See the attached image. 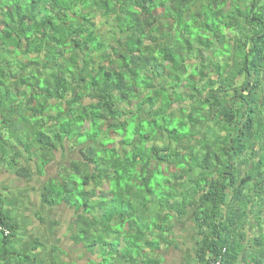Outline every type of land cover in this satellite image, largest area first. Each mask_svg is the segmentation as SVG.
<instances>
[{"label":"trees","instance_id":"16d2710c","mask_svg":"<svg viewBox=\"0 0 264 264\" xmlns=\"http://www.w3.org/2000/svg\"><path fill=\"white\" fill-rule=\"evenodd\" d=\"M0 147L91 264H264V0H0Z\"/></svg>","mask_w":264,"mask_h":264},{"label":"crops","instance_id":"0c3cea01","mask_svg":"<svg viewBox=\"0 0 264 264\" xmlns=\"http://www.w3.org/2000/svg\"><path fill=\"white\" fill-rule=\"evenodd\" d=\"M27 156L25 154L22 158L30 168L27 179L18 176L15 170L0 165V211L15 230L10 241L0 235V260L6 252H10L16 257H26L27 261H35V264H54V247H62L69 254L73 248L68 231L74 214L69 218L62 217L61 207L45 203L44 191L49 178H44L48 170L47 174L40 176L34 161H29ZM65 237L68 238L66 244H61ZM197 241L198 238L191 233L180 234L179 249L168 252L163 264H196ZM186 250L187 253L184 252Z\"/></svg>","mask_w":264,"mask_h":264},{"label":"rangeland","instance_id":"374dc122","mask_svg":"<svg viewBox=\"0 0 264 264\" xmlns=\"http://www.w3.org/2000/svg\"><path fill=\"white\" fill-rule=\"evenodd\" d=\"M106 26H107V24H106ZM110 28V24L107 26V28ZM222 29H223V32L225 31L226 32V29H225V27L223 26L222 27ZM206 35V34H205ZM105 39H107L106 37H105ZM195 45V44H194ZM196 47H198L197 45H195ZM225 49H226V51H229V46L228 45H225ZM225 49H220L218 52H219V58H222V56H224L223 55V53L221 54V52H224L225 51ZM196 50H198L197 48H196ZM225 53V52H224ZM228 53V52H227ZM226 54V53H225ZM193 57V56H192ZM193 62V61H192ZM222 63H223V61H221ZM191 64V63H190ZM75 154H68V157L70 158V157H76V156H79V154H78V152L77 151H75L74 152ZM62 151L60 150V152H58L57 153V161L51 166V167H48V175H47V177H45L44 179L45 180H47V178H49V177H54V176H56L57 175V172H58V170H59V166L60 165H58V163L60 164V162H62L63 161V159H62ZM61 168V167H60ZM59 207H61V212H60V214L62 215V217H66V218H69L71 215H73L75 212L74 211H69V210H66V208H64V207H62V206H59ZM63 221V220H62ZM68 221V220H67ZM64 223H66V221L64 220ZM75 228H77V227H75ZM74 229V228H73ZM62 237H63V234H62ZM68 238L67 237H65V240H62L61 241V244H66V240H67ZM74 241H73V243H72V250H70L69 252H70V254L65 250V249H61L60 250V252H61V255L60 256H63L62 257V259H60L59 261H58V263L59 264H62V263H66V264H91V258L90 257H92L91 255H90V257H89V255L88 256H86L85 255V252H84V249L82 248V247H77V250H75V252H74V248H76L75 247V245H74ZM58 257H59V255H57ZM90 258V259H89ZM92 258H94V259H96V257H92ZM64 261V262H63ZM68 261H69V263H68Z\"/></svg>","mask_w":264,"mask_h":264},{"label":"built area","instance_id":"2783aa9c","mask_svg":"<svg viewBox=\"0 0 264 264\" xmlns=\"http://www.w3.org/2000/svg\"><path fill=\"white\" fill-rule=\"evenodd\" d=\"M0 234L5 238L10 239L13 235V229L10 228L5 222L0 220ZM211 264H221V261L212 262Z\"/></svg>","mask_w":264,"mask_h":264},{"label":"clouds","instance_id":"9594fccd","mask_svg":"<svg viewBox=\"0 0 264 264\" xmlns=\"http://www.w3.org/2000/svg\"><path fill=\"white\" fill-rule=\"evenodd\" d=\"M20 148L23 150V147H21L20 146ZM7 150H9V149H4V148H2V147H0V152L3 154V152H5V151H7ZM60 152V151H59ZM58 153V152H57ZM57 153H56V161H57ZM74 152H71L70 154H73ZM55 161V162H56ZM58 165H60L59 163H58ZM60 167V166H59ZM1 221H3V220H1ZM6 219H5V223H6ZM4 222V221H3ZM9 226V225H8ZM10 227V226H9ZM10 228H12V227H10ZM14 234H15V230L13 229V235H12V237L9 239V240H12L13 239V237H14ZM0 235H2V234H0ZM2 237L4 238V239H8V238H5L3 235H2Z\"/></svg>","mask_w":264,"mask_h":264}]
</instances>
